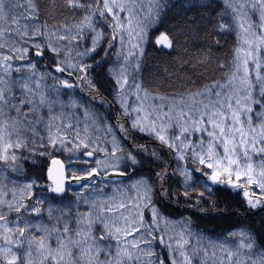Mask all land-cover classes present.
I'll use <instances>...</instances> for the list:
<instances>
[{"label": "snow or ice", "instance_id": "obj_1", "mask_svg": "<svg viewBox=\"0 0 264 264\" xmlns=\"http://www.w3.org/2000/svg\"><path fill=\"white\" fill-rule=\"evenodd\" d=\"M0 264H264V0H0Z\"/></svg>", "mask_w": 264, "mask_h": 264}, {"label": "trees", "instance_id": "obj_2", "mask_svg": "<svg viewBox=\"0 0 264 264\" xmlns=\"http://www.w3.org/2000/svg\"><path fill=\"white\" fill-rule=\"evenodd\" d=\"M163 30V29H161ZM227 40V43L225 44L224 48L221 50V55L226 61H230L231 59V50L235 47L234 43V37H227L225 38ZM189 43L186 46L188 48L189 53H193L196 50V45L194 43L195 38L189 37L188 38ZM178 55H183V49H181L179 52H173L171 57H168L167 55L158 52L154 47L149 46L148 49V60L147 63L150 66H155L157 64H164L165 61L171 63L172 59L177 57ZM185 59L188 57L185 56ZM180 89H177L179 91ZM171 91V89L169 90ZM57 157H61L64 159V156L58 155ZM51 159H46L44 161H41L40 163L43 165L44 173L46 174L47 167L50 164ZM31 161L28 163H24L23 167L26 171L31 172L32 169L30 167ZM73 190L76 189L75 185H73ZM71 195V193H69ZM196 199L195 196L192 197V200L194 201ZM211 199H216L215 196H213ZM191 202H185L181 200L179 211L176 212L175 218L179 219L180 216L185 217H191L193 224H194V231L199 230L201 231L206 237H223L227 234L229 231L237 230L243 227H246L250 220L246 217L245 211L242 207H240L239 198L238 197H228L227 200V210L225 212V215L218 216L215 212V210L211 212H205L202 213L198 209L195 208H188L187 211H185L186 206ZM201 208H207L206 204L201 203ZM220 209H225L226 204L221 203L218 206ZM231 244L233 248L235 249V246L238 244V240L231 241ZM161 249H157V251H160Z\"/></svg>", "mask_w": 264, "mask_h": 264}, {"label": "water", "instance_id": "obj_3", "mask_svg": "<svg viewBox=\"0 0 264 264\" xmlns=\"http://www.w3.org/2000/svg\"><path fill=\"white\" fill-rule=\"evenodd\" d=\"M57 158H59V159L63 160L61 157H57ZM49 166H51V161H50V164H49Z\"/></svg>", "mask_w": 264, "mask_h": 264}]
</instances>
